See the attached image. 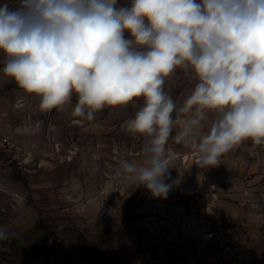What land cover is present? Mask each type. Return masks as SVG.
Listing matches in <instances>:
<instances>
[{
    "label": "clouds",
    "instance_id": "clouds-1",
    "mask_svg": "<svg viewBox=\"0 0 264 264\" xmlns=\"http://www.w3.org/2000/svg\"><path fill=\"white\" fill-rule=\"evenodd\" d=\"M16 0L0 5L4 76L40 100L70 105L92 121L106 107L143 103L125 122L142 140L141 162L119 161L117 175L153 197L173 184L166 145L194 149L201 168L251 140L264 145V0ZM128 33V36L125 35ZM198 81L177 107L164 85L177 69ZM176 113V118L173 114ZM212 116L207 132L203 122ZM13 234L0 226V242Z\"/></svg>",
    "mask_w": 264,
    "mask_h": 264
},
{
    "label": "rangeland",
    "instance_id": "rangeland-1",
    "mask_svg": "<svg viewBox=\"0 0 264 264\" xmlns=\"http://www.w3.org/2000/svg\"><path fill=\"white\" fill-rule=\"evenodd\" d=\"M4 60L0 52V226L13 237L0 242V264H156L137 242L150 192L117 175L121 159L143 160L142 140L125 129L142 98L106 107L92 121L73 115L75 94L63 110H43L4 76ZM197 82L178 68L164 88L179 108ZM211 121L209 114L203 132ZM182 127L183 118L166 145L169 175L208 190L212 222L264 264V145L245 141L218 166L201 168L194 149L173 139Z\"/></svg>",
    "mask_w": 264,
    "mask_h": 264
},
{
    "label": "built area",
    "instance_id": "built-area-1",
    "mask_svg": "<svg viewBox=\"0 0 264 264\" xmlns=\"http://www.w3.org/2000/svg\"><path fill=\"white\" fill-rule=\"evenodd\" d=\"M177 180L166 199L150 192L138 212L140 252L154 257L156 264H256L246 257L242 243L212 222V194L173 175L166 183Z\"/></svg>",
    "mask_w": 264,
    "mask_h": 264
}]
</instances>
